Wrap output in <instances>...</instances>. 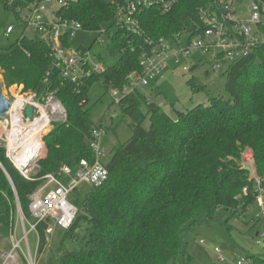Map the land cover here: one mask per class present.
Here are the masks:
<instances>
[{
    "label": "trees",
    "instance_id": "trees-1",
    "mask_svg": "<svg viewBox=\"0 0 264 264\" xmlns=\"http://www.w3.org/2000/svg\"><path fill=\"white\" fill-rule=\"evenodd\" d=\"M30 1L15 0L13 5L25 7ZM127 1L69 0L57 11L61 18L79 21L86 32L108 24L103 32L108 38L105 49L120 52L105 71H94L78 83L60 78L50 41L39 32L32 36L21 32L10 45L0 47L3 84H22L39 97L52 94L64 104L67 118L44 134L47 154L36 161L31 179L12 166L0 146V230L8 233L15 225L18 203L24 217L31 218L30 195L43 183L42 176L57 174L64 164L75 170L82 158L93 160L91 130L101 119L93 121L92 110L122 85L129 72L140 70L148 40L202 29L198 12L220 2L178 0L165 13L158 7L145 8L137 16L141 32L134 34L114 21L116 8ZM92 54L95 60L101 58L100 53ZM223 65L226 95L176 110L174 116L140 90L123 99L119 108L129 116L132 135L104 159L108 173L101 185L81 196L78 189L70 195L78 209L76 217L69 227L56 231L50 249L39 246L46 264L186 263L185 231L212 219L217 209L230 215L244 213L255 194L253 180L241 167L243 148L252 150L257 174L264 173V46L238 60H223ZM188 81L201 89L192 78ZM97 86L101 94L95 97ZM146 118L149 124L143 127ZM108 128L110 124L105 134ZM37 229L43 243L44 225L38 223ZM247 254L256 264H264V253Z\"/></svg>",
    "mask_w": 264,
    "mask_h": 264
},
{
    "label": "built area",
    "instance_id": "built-area-1",
    "mask_svg": "<svg viewBox=\"0 0 264 264\" xmlns=\"http://www.w3.org/2000/svg\"><path fill=\"white\" fill-rule=\"evenodd\" d=\"M15 0H0L5 6L13 7L17 19L39 32L43 38L50 41L53 54V67L59 71L61 79L78 83L91 73L106 70L102 60L94 59L91 50L84 46L74 48L71 40L78 30H82L79 21L61 18L57 14L60 7L66 6L69 0H31L25 7L13 5ZM241 1V2H239ZM178 0H128L115 10L114 21L127 32L139 34L140 21L137 16L145 8L158 7L162 13L170 11ZM243 8V14H239ZM204 27L194 33L177 32L170 37H159L158 40H148V50L143 51L138 66L140 70L129 72L121 86L110 92L112 107H120L127 95L142 91L149 81L161 75L168 62L181 63L183 72L191 70L194 61L188 62L192 52L209 55V63L213 74L223 67V60L231 62L249 55L255 47L264 46V0H220L215 7L206 6L198 12ZM13 25L6 28V34L13 30ZM101 30V29H100ZM98 30V32L100 31ZM104 32V31H103ZM186 36L184 48H175L180 39ZM69 43V44H68ZM200 61V60H199ZM11 95L4 94L10 107L5 117L0 118V146L5 156L22 176L31 179V173L36 167V161L47 154L43 141L44 134L58 122L66 121V108L52 94L39 97L32 90H25L22 84H15ZM32 106L30 118L25 114L27 107ZM109 110V111H108ZM113 109H107L99 125L91 130L92 141L90 149L93 160L80 159L78 167L73 170L64 164L57 174L48 173L41 177L43 183L30 195L28 206L30 217H24L19 212L22 230L17 237V225L12 226L9 233V248L0 254V264H18L22 259L25 264H35L38 248L49 249L48 236L54 233L55 227L66 229L77 214V207L71 201L70 195L75 189L84 185L97 187L107 177L104 165V150L100 140L105 134V126L113 119ZM241 167H248V178L253 180L255 201L264 214V173L257 174L252 150L243 148L240 153ZM247 187H243L246 193ZM19 211V210H18ZM44 225L45 241L41 242V234L37 224ZM26 225L28 228L26 229ZM36 234L35 253L29 248L28 235ZM254 242L264 246V232L257 236ZM199 243L204 244L203 240ZM23 244V245H22ZM214 252L220 262L226 261L219 247ZM232 264H256L251 256L236 254Z\"/></svg>",
    "mask_w": 264,
    "mask_h": 264
},
{
    "label": "rangeland",
    "instance_id": "rangeland-1",
    "mask_svg": "<svg viewBox=\"0 0 264 264\" xmlns=\"http://www.w3.org/2000/svg\"><path fill=\"white\" fill-rule=\"evenodd\" d=\"M108 1V0H107ZM241 2V1H239ZM241 8L239 14H243ZM13 25L11 33L6 34V28ZM108 24H104L98 32H86L78 30L76 35L71 40V46L77 48L84 46L89 48L92 53L99 54L100 59L106 66L114 64L120 52H107L105 45L108 42L107 36L104 35ZM23 32L26 36H32L34 31L30 27H26L24 23L17 19L13 9H5L0 4V47L10 45L19 34ZM187 43L186 36H183L175 48H184ZM200 60V61H199ZM209 55L203 56L200 52H192L188 62L194 61L197 64L188 72H183L181 63L168 62V68L159 76L149 81V84L141 91L147 98L154 100L156 103L163 106V109L168 115L174 116L176 110L185 111L191 109L199 103H207L209 97L224 96L226 91L224 88L225 67H221L216 74H213L209 61ZM192 76V77H191ZM192 78L193 82L200 83L201 89H197L190 84L188 80ZM0 88L4 94L11 95L15 84L6 87L3 84L2 72L0 70ZM101 91L97 86L95 88V97L99 96ZM107 109H113V122L110 123V128L100 140L101 148L104 150V159H109L112 155L113 148L120 143L125 142L132 135L129 126V116H126L119 107H112L111 99L108 95L103 97V101L95 105L92 110L93 121L103 119L102 114ZM142 111L145 110L144 104L141 106ZM109 111V110H108ZM99 122V120H98ZM149 124L148 118L142 124L147 127ZM47 133V132H46ZM45 133V134H46ZM1 144V140H0ZM35 169V167H34ZM32 170V172L34 171ZM32 174V173H31ZM90 189L89 185H84L76 191L80 196ZM19 212L16 211L17 221ZM224 221L226 223H224ZM28 226L26 225V229ZM60 228L55 227L54 233L48 236L50 246L53 244L56 231ZM264 232V214L260 210L258 203L253 200L240 215H230V212L222 209H217L212 215V219L201 221L196 226L184 232L186 241V256H189L186 263L181 261L179 264H232L236 254H261L264 253V246L257 245L254 240L257 236ZM17 237L20 236V231H16ZM203 240L204 244L199 243ZM29 248L35 253L36 234L33 231L28 235ZM9 233L4 229L0 230V254L9 248ZM23 245V244H22ZM221 249L222 255L226 261L220 262L214 252V247ZM50 249V247H49ZM40 258L35 260V264H46L45 256L38 253ZM37 262V263H36ZM18 264H25L22 259Z\"/></svg>",
    "mask_w": 264,
    "mask_h": 264
},
{
    "label": "water",
    "instance_id": "water-1",
    "mask_svg": "<svg viewBox=\"0 0 264 264\" xmlns=\"http://www.w3.org/2000/svg\"><path fill=\"white\" fill-rule=\"evenodd\" d=\"M10 104L9 101L7 100V98L5 97V95L3 94L1 88H0V118L5 117L7 110L9 109ZM33 107H27L25 110V114L28 118H30V116L32 115L33 112ZM0 167L3 169V166L0 164ZM245 170H249L248 167H243ZM5 170V169H4ZM17 209L20 210V204H17Z\"/></svg>",
    "mask_w": 264,
    "mask_h": 264
},
{
    "label": "crops",
    "instance_id": "crops-1",
    "mask_svg": "<svg viewBox=\"0 0 264 264\" xmlns=\"http://www.w3.org/2000/svg\"><path fill=\"white\" fill-rule=\"evenodd\" d=\"M162 103H160L161 105ZM16 225H17V231H21L22 230V226H21V223H20V220H18L17 218V221H15Z\"/></svg>",
    "mask_w": 264,
    "mask_h": 264
}]
</instances>
